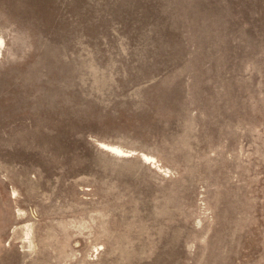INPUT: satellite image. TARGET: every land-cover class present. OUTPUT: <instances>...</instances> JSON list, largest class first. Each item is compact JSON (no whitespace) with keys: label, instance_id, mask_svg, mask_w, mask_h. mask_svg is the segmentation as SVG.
<instances>
[{"label":"rangeland","instance_id":"1","mask_svg":"<svg viewBox=\"0 0 264 264\" xmlns=\"http://www.w3.org/2000/svg\"><path fill=\"white\" fill-rule=\"evenodd\" d=\"M0 38V264H264V0H0Z\"/></svg>","mask_w":264,"mask_h":264},{"label":"bare ground","instance_id":"2","mask_svg":"<svg viewBox=\"0 0 264 264\" xmlns=\"http://www.w3.org/2000/svg\"><path fill=\"white\" fill-rule=\"evenodd\" d=\"M3 46H4V41L2 40V38H0V53H1V49L3 48ZM98 144H99V148H101L102 151L107 152V153L112 154V155H115V157L116 156L130 157V156H134L137 154V153L132 152V151L126 152L116 145L107 144L104 142H100ZM141 156L143 157L144 160H146L149 163H151L153 161L152 157H149V155L143 154Z\"/></svg>","mask_w":264,"mask_h":264}]
</instances>
